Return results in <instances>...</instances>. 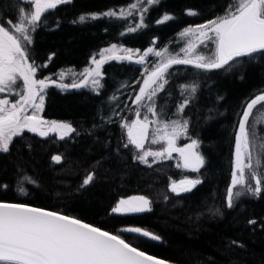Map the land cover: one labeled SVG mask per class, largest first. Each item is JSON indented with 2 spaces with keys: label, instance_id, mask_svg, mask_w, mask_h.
Masks as SVG:
<instances>
[{
  "label": "trees",
  "instance_id": "obj_1",
  "mask_svg": "<svg viewBox=\"0 0 264 264\" xmlns=\"http://www.w3.org/2000/svg\"><path fill=\"white\" fill-rule=\"evenodd\" d=\"M135 2L70 0L46 13L30 33L32 43L26 45L30 62L46 65L38 68L36 77L52 76L65 67L81 69L111 44L139 50L167 47L176 53L180 47L178 33L224 15L232 0H160L144 16L146 27L134 32L127 29L140 23L138 10L127 17L78 20L81 15L115 11ZM21 7L27 9L29 5L22 0H0V18L16 22ZM188 10L197 14L188 15ZM165 13L174 19L157 24ZM207 48L209 51L211 45ZM150 62L143 66L105 62L101 67L102 87L96 91L48 87L41 116L69 123L75 132L64 139L27 130L14 137L9 151H0V201L69 215L174 263L264 264V192L252 195L241 186L235 189L242 195L234 206L228 208L226 203L239 119L247 102L264 91V56L242 58L225 70L203 72L191 65H173L166 73L167 84L155 97L157 111L163 108V114L156 118L188 121L187 135L198 141L197 150L204 158L197 171L189 172L179 170L172 160L142 163L136 159L138 152L121 125L122 120L130 119L132 100ZM181 85H195L196 90L193 93ZM113 96L116 99H110ZM185 98L189 103L178 114V105ZM261 113L264 103L254 108L248 122L249 139L257 151L264 144V122H257ZM54 155L62 156V161L53 162ZM257 172L264 177V166ZM89 173L94 175L93 181L81 187ZM185 175L201 183L190 192H171L172 181ZM129 195L148 198L150 210L112 213L116 201ZM250 220L256 223L251 225ZM124 227H139L160 239L122 231Z\"/></svg>",
  "mask_w": 264,
  "mask_h": 264
},
{
  "label": "snow or ice",
  "instance_id": "obj_2",
  "mask_svg": "<svg viewBox=\"0 0 264 264\" xmlns=\"http://www.w3.org/2000/svg\"><path fill=\"white\" fill-rule=\"evenodd\" d=\"M69 2L70 0H27L29 8L19 9L17 22L0 18V93L12 92L17 86V81L21 79L23 81L21 91L17 93L20 98L15 103H11L7 98L0 99V151L2 152H8L13 138L20 136L25 129L41 136H47L50 131L59 132L60 139L75 132L69 123L46 121L38 115L43 110L44 89L48 86V82L55 83V81H50V78H35L38 68L46 65L37 66L34 61L29 62L26 47L27 44L32 43L30 33L39 26L44 15L59 5ZM159 3L160 0H136L128 8L121 9L119 17L132 15L133 10L141 13L140 23L135 27H129L127 31L134 32L146 27L143 22L144 16L151 6ZM187 14L197 13L188 10ZM100 16L115 17L117 12L109 10L89 16L81 15L78 20L84 22L87 19H98ZM173 19L172 15L165 13L156 23L162 24ZM178 37L181 40L195 37V40H188L186 47L180 50L184 54L183 57L179 53L171 54L167 47L160 51L149 47L136 61L144 64L149 54L159 58L157 63L152 65L151 70L143 75V83L139 87V92L135 94V99L132 100V103L138 106L137 117L140 116V107H145L147 113H151L154 117L163 114V108L157 111L155 97L167 84L166 73L173 65H191L203 72H209L231 68L240 63L242 58L264 56V0H232L224 15L195 28H185L178 33ZM197 41L201 45L211 41L214 44L212 55H197ZM116 49L115 44L108 49H102L99 59L95 56L92 58L91 63L95 67L86 68L80 74L82 76L80 83H73L70 86L61 85V87L80 88L91 80L93 90H98L102 87L99 79L102 75L100 68L107 60L133 58L132 49H123L128 53L126 56L107 55ZM135 52L138 53L139 50ZM64 74L61 72L60 76L63 77ZM181 88H191L193 93L196 90L195 85H181ZM110 99L114 100L116 97ZM145 99L148 101L147 104L143 103ZM37 100L39 103L36 102ZM188 103L189 99L185 98L183 103L178 105V114L183 112ZM261 103H264V91L247 102L239 119L234 170L227 190L228 208H232L235 200L242 195L241 191L235 190L238 185L244 186L252 195L264 192V177L257 172L264 166V157L261 156V153H264V144L259 145L257 151V145L249 139L248 123L254 108ZM29 109L32 110L30 115L27 114ZM260 117L257 122H264V113H261ZM151 124L158 125L153 131L151 142L156 144L163 140L167 142V147L156 152L142 151L136 159L148 163L147 157L151 156L154 157L152 162L155 163L156 159L170 157L173 152H179L184 159L185 167L196 171L203 165L204 158L195 151L198 141L192 140L183 148L175 147L176 138L186 134L188 127L186 120L182 122L181 120H149L145 115L143 120L138 118L133 120L131 125L127 123L122 125L127 128L128 142L135 148L143 150ZM52 160L60 163L62 156L54 155ZM245 170L249 173L248 176L245 175ZM249 178L255 182L254 186L248 183ZM93 179L94 175L89 173L82 181L81 187L89 185ZM200 183L199 179L173 182L170 191L179 195L190 192ZM149 210L150 201L144 196L122 198L111 209L112 213L116 214ZM248 223L254 225L256 221L250 220ZM125 231L152 240L160 239L159 236L139 227L127 228ZM231 244L243 247L238 241H231ZM0 264H170V262L148 255L131 246L120 235L111 234L80 219L27 204L0 202Z\"/></svg>",
  "mask_w": 264,
  "mask_h": 264
},
{
  "label": "rangeland",
  "instance_id": "obj_3",
  "mask_svg": "<svg viewBox=\"0 0 264 264\" xmlns=\"http://www.w3.org/2000/svg\"><path fill=\"white\" fill-rule=\"evenodd\" d=\"M22 1H26V2H27V0H22ZM126 8H128V7H125V8H119V9L115 10V12H117V15H119L120 10H121V9H126ZM133 13H135V10H133ZM12 22H13V21H12ZM16 22H17V21H16ZM13 23H15V22H13ZM204 24H205V23H204ZM200 25H201V24H200ZM6 26H7V25H6ZM195 26H197V25H195ZM195 26H190V27L195 28ZM187 28H188V27H187ZM188 40H195V37H188V38L183 39V40L180 39V47H179V49L176 51V53H171V54L174 55V54L179 53L180 56L183 57L184 54H183L180 50H181L182 48H185V47H186V45H187V43H188ZM111 45H113V44H111ZM111 45H108V46H106V47H104V48H102V49H108V48H110ZM115 45H117V49H116L114 52L108 53L107 55L126 56V55H128V53L125 52V51H123V49H132V50H134V52H133V58H132V60H127V59H123V60H120V59H111V60L127 61V62H133V63H137L136 61L139 59L140 54H142V53L144 52V50H146V49L149 48V47H148V48H146V49L139 50V49L129 48V47L123 46V45H121V44H115ZM209 45H211V48H210V50L208 51L209 48H207V47H208ZM102 49H101V50H102ZM101 50H100V51H101ZM135 50H139V52L137 53V52H135ZM162 50H163V49H162ZM100 51L97 52L95 55H93V56L88 60V63H87L84 67H82L81 69L74 70V69H72V68H70V67H65V68H63V69L57 71V72H56L55 74H53L52 76H46V77H42V78H37L36 75H35V78H36V79L50 78V81H55V83L48 82V86L44 89V92H45V90H46L48 87H50V86H53V87H55V88H57V89H59V90H62V91H64V90H69V89H79V88H71V87L63 88V87H61V85H69V86H70V85H72L73 83H80V80L82 79V76H81L80 74L83 73L84 70H85L86 68L95 67V65H93V64L91 63V61H92V58H93L94 56H95L96 59H99V53H100ZM157 51H160V50H157ZM213 52H214V44H213L211 41H207V42H205V44H203V45H201V44L197 41V52H196L197 55L210 56V55H212ZM158 59H159V58L156 57L154 54H149V56L147 57V59H146V61H145L144 64H141V63H137V64L143 66V65H145L146 63H148V60L151 61L150 64L148 65V67L145 68V72H144V74H145L146 71H150V70H151L152 65L156 64L157 61H158ZM107 61H109V60H107ZM107 61H106V62H107ZM29 62H30V60H29ZM101 67H102V66H101ZM100 71H101V68H100ZM61 72L65 73V74L63 75V77L60 76V73H61ZM165 78H166V77H165ZM99 79H100V81H101V77H100ZM142 83H143V78H142V82H141V84H142ZM141 84H140V85H141ZM22 85H23V81H22V79H21V80H18V81H17V86L14 87V89H13L12 92L0 93V99L7 98L11 103H15V101L18 100V99L20 98L19 95H18L17 93H19V92L21 91ZM80 88H84V89H87V90H90V91H96V90H93V87H92V85H91V80H89V82H88V84H87L86 86H82V87H80ZM44 92H43V95H44ZM138 92H139V90H138ZM138 92H137V93H138ZM134 99H135V97L133 98V100H134ZM36 102L39 103V100H37ZM143 103L147 104L148 101L145 99V101H144ZM137 107H138L137 105H135V104L132 103V109H131V113H130V119H128V120H122V121H121V125H123V124H125V123L131 125V123H132L133 120H136V119H138V118L141 119V120H143L145 115L148 116V119H149V120H155V119H157L156 117L152 116L151 113H147V109H146L145 107H140V108H139L140 116L137 117ZM31 111H32V110L29 109V112H28L27 114L30 115V114H31ZM41 113H42V111H40V112L38 113V115H39L42 119H44V118L41 116ZM44 120H46V119H44ZM46 121H49V120H46ZM122 127H123V126H122ZM156 127H158V125H156V124H151V125H149V128H148V138L144 141V149H143V150H140V149L135 148V149L137 150V152H138V153H137V156H138V155H141V154H142V151H149V150H150V151L156 152V151H161L164 147H167V142H166V141H163V140H161L159 143H156V144H153V143L151 142V140H152V134H153V131H154V129H155ZM123 129H124V131H125L126 134H127V128L123 127ZM25 130H26V129H25ZM25 130H24V131H25ZM45 130H47V129H45ZM169 130H170V129H169ZM27 131H28V130H27ZM29 132H30V131H29ZM32 133H34V132H32ZM36 134H38V133H36ZM48 134H56V135L59 136V137H60V135H61L59 132H51V131H50ZM38 135H39V134H38ZM40 136H41V135H40ZM127 139H128V134H127ZM191 141H192V139H190V138L188 137L187 132H186V134H184V135H180V136H178V137L176 138V140H175V147H177V148H183L185 144H189V143H191ZM132 146H134V145H132ZM134 147H135V146H134ZM195 151L198 152L197 148L195 149ZM235 152H236V149L234 150V154H233L232 173H233V170H234V164H235ZM198 153H199V152H198ZM153 159H154V157H151V156L147 157L148 163L152 162ZM163 160H172L173 163H174V165H175L176 167H178L179 170H181V171H188V172H189V171H194L193 169H189V168H187V167L184 166V164L182 163L181 155H180L179 152H173V153L171 154L170 157L166 156V157L161 158V159H156V162H158V161H163ZM245 162H246V161H245ZM196 171H197V170H196ZM245 175H246V176L249 175V173L247 172V170H245ZM185 179H196V178L191 177V176H188V175H185L184 177H181V178H179V179L176 180V181H172V183H173V182H177V183H178V182H180L181 180H185ZM231 181H232V175H231L230 184H231ZM172 183H171V184H172ZM248 183H249V184H252V185L254 186V183H255V182L249 178ZM230 184H229V186H230ZM229 186H228V187H229ZM238 187H241V186H240V185L236 186V188H238ZM227 190H228V189H227ZM134 196H141V195H129V196L121 197V198H119V199L116 201V203L114 204V206L117 204V202H118L120 199H122V198H123V199H127V198H129V197H134ZM114 206H113V207H114ZM113 207H112V208H113ZM128 214H134V213H128ZM127 228H131V227H124V228H122V231H125V229H127ZM125 232H128V231H125Z\"/></svg>",
  "mask_w": 264,
  "mask_h": 264
},
{
  "label": "water",
  "instance_id": "obj_4",
  "mask_svg": "<svg viewBox=\"0 0 264 264\" xmlns=\"http://www.w3.org/2000/svg\"><path fill=\"white\" fill-rule=\"evenodd\" d=\"M181 160H182V163L184 164V159H183V157L181 156ZM187 168H189V169H192V168H190V167H187ZM0 202H6V203H17V202H11V201H0ZM20 204H23V203H20ZM28 205V204H27ZM29 206H31V207H37V206H33V205H29ZM37 208H41V207H37ZM43 209H45V210H48V211H54V210H50V209H46V208H43ZM54 212H57V211H54ZM58 213H60V212H58ZM61 214H63V213H61ZM63 215H66V214H63ZM67 216H69V215H67ZM71 217V216H70ZM77 219V218H76ZM82 221V220H81ZM84 222V221H83ZM84 223H87V222H84ZM87 224H89V223H87ZM92 226H94V225H92ZM94 227H96V226H94ZM103 230V229H102ZM105 231V230H104ZM108 232V231H107ZM109 233H111V232H109ZM111 234H113V233H111ZM114 235H116V234H114ZM122 238V237H121ZM123 239V238H122ZM132 246V245H131ZM134 247V246H133ZM140 250V249H139ZM142 251V250H141ZM145 253H147V252H145ZM148 255H151V256H154V255H152V254H150V253H147ZM155 257H157V256H155ZM157 258H159V257H157ZM159 259H162V258H159ZM163 260H165V259H163ZM165 261H167V260H165ZM168 262H170V261H168ZM170 264H180V263H174V262H170Z\"/></svg>",
  "mask_w": 264,
  "mask_h": 264
}]
</instances>
